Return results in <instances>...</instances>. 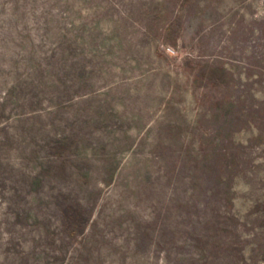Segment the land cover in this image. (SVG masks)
Masks as SVG:
<instances>
[{
  "label": "rangeland",
  "instance_id": "1",
  "mask_svg": "<svg viewBox=\"0 0 264 264\" xmlns=\"http://www.w3.org/2000/svg\"><path fill=\"white\" fill-rule=\"evenodd\" d=\"M0 264H264V0H0Z\"/></svg>",
  "mask_w": 264,
  "mask_h": 264
}]
</instances>
